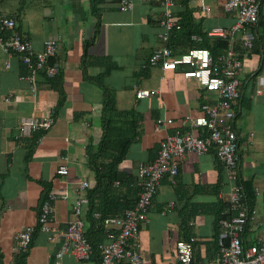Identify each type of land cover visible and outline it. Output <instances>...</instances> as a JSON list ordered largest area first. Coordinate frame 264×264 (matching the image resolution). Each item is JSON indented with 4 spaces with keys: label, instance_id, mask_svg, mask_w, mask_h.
I'll list each match as a JSON object with an SVG mask.
<instances>
[{
    "label": "crops",
    "instance_id": "1",
    "mask_svg": "<svg viewBox=\"0 0 264 264\" xmlns=\"http://www.w3.org/2000/svg\"><path fill=\"white\" fill-rule=\"evenodd\" d=\"M175 1L174 10L188 12V22L206 35L213 26L229 27L234 22V15L223 10L222 0ZM202 2L209 6L208 16L200 9ZM97 6L95 14L91 0H0V14L16 20L17 32L34 51L40 50L47 38L56 40L57 50L50 58L54 60L49 62L59 63L58 72L51 78L41 70L33 73L37 91L32 95L29 80L21 77L24 62L20 53L7 54L0 44V264H52L61 235L49 240L37 229L25 252L15 251L14 235L25 225H36L48 192L61 194L65 189L66 198L52 201L55 223L59 231L63 230L72 217L71 204L77 195L74 183L87 179L93 185L85 145L100 136L105 91L113 93L118 109H134L139 118L140 135L118 163L120 170L133 174L140 162L156 156L165 134L188 128L182 122L186 114L196 116L203 100L213 101L212 92L198 89L193 79L183 77L187 65L166 70L160 64L150 65L153 49L161 44L157 37L159 0H133L130 11H120L117 0H102ZM256 31L253 48L241 50L242 98L234 121L240 143L239 174L241 180L251 183L254 209L242 233L244 246L264 239V94L254 93L256 76H264V5ZM11 34L0 29L3 39ZM239 36L235 34L237 49ZM91 38L88 63L83 66V44ZM184 48L179 44L175 54ZM96 57L102 62L94 63ZM137 89L150 93L137 97ZM49 112L54 122L48 129L20 134L21 119ZM157 117L173 122L155 130ZM63 156L69 168L66 175L56 172ZM228 187L223 165L212 149L199 155L187 152L177 175L161 178L149 221L139 228L142 256L152 264H173L175 241L195 236V256L213 259L218 243L212 206L226 200ZM168 202L173 206L163 212ZM88 207L84 213L87 233L93 231L87 221ZM62 262L78 264L70 252L64 254Z\"/></svg>",
    "mask_w": 264,
    "mask_h": 264
},
{
    "label": "built area",
    "instance_id": "2",
    "mask_svg": "<svg viewBox=\"0 0 264 264\" xmlns=\"http://www.w3.org/2000/svg\"><path fill=\"white\" fill-rule=\"evenodd\" d=\"M160 15L158 18V40L161 44L154 48L150 56V65L160 64L163 70L174 69L179 64L188 67L182 71L185 79H193L198 89L212 92L213 101L203 100L199 113L196 116L186 114L182 122L188 126L183 130L167 133L159 142L156 156L151 161L140 162L137 166L136 184L140 187L139 195L133 206L126 208L122 215L101 217L98 211L92 213L99 219L104 228V239L97 245L99 259L93 261L92 244L85 237L84 213L89 204L87 190L91 183L81 179L75 184L77 195L71 204L72 217L66 222L65 228L60 230L54 220L52 201L58 197H67L64 189L61 194L50 191L43 199L36 225H25L18 230L14 238L16 252H25L29 248L32 235L36 228L46 235L49 240H55L61 235L59 248L55 251L52 264H63V256L70 252L78 264H152L143 257L139 247L138 233L140 226L149 221V211L153 197L164 175L173 178L179 172L181 159L187 152L203 154L210 149L222 163L226 180L229 182L228 194L225 201L228 209L233 213L218 221L217 232L218 251L213 259H199L195 256L197 238L189 236L186 239L175 241L176 261L173 264H264V239L244 246L242 233L247 220L254 212L244 196V189L239 180V166L241 154L234 121L236 112L234 102L240 96L241 74L243 62L241 50L249 51L253 48L257 37L259 10L264 0H222L224 11L234 15V22L229 27L213 26L207 34L227 41L226 48L215 55L206 47H191L181 54H175L169 44L174 30L181 29L178 16L174 10L175 0H159ZM120 11H130L133 0H117ZM201 11L209 15V6L204 2L200 5ZM16 20L6 14H0V29L9 30L10 37L3 39L0 44L4 51L20 53L22 62L32 68V73L22 75L30 82L32 95L36 94L37 87L33 73L41 70L48 77H53L59 70V63H50L57 50V42L47 38L40 50L34 51L16 30ZM239 33V49L235 45V34ZM191 39L200 40L195 34ZM148 89H137L136 96L149 95ZM255 95L264 94V76H256ZM205 97V96H204ZM54 122V115L49 112L44 116L34 114L23 118L18 123L20 134H32L35 131L48 129ZM173 121L166 117H157L154 121L155 130H160ZM56 172L66 175L69 172L65 163L66 157H61ZM118 182H114L116 185ZM173 206L168 202L163 212ZM226 210V211H227Z\"/></svg>",
    "mask_w": 264,
    "mask_h": 264
},
{
    "label": "trees",
    "instance_id": "3",
    "mask_svg": "<svg viewBox=\"0 0 264 264\" xmlns=\"http://www.w3.org/2000/svg\"><path fill=\"white\" fill-rule=\"evenodd\" d=\"M101 1L102 0H91V11L93 13L97 14V4H99ZM176 15L178 16L179 22L181 24V29L174 30L171 34L169 44L172 47L173 52L177 50L179 44L185 46L183 51H178L180 54L187 51V49L191 47L209 48L213 55L222 52L226 48V40L221 38L212 40L211 37L206 35V32H202L197 27L193 28L187 19L188 12H184L183 14L176 12ZM96 24L97 32L98 20ZM195 32L200 34V40L191 39V34ZM92 40L93 38L86 40L83 44V66H86L88 63L89 57L87 55V47L92 43ZM53 60L54 59L52 58L49 61ZM93 62L100 63L102 62V59L96 57L93 59ZM23 66V75L32 73L33 70L31 67H29V65L23 63ZM43 73L46 77H48L44 71ZM241 98L242 95L240 93V96L233 104L236 115L238 113V105ZM114 100L113 93L108 90L105 91V98L102 101L100 118V136L96 141L91 138L85 145L87 167L93 173L94 178L93 185H91V187L87 190L89 198L87 221L90 224V230L92 228L93 231H88V233L85 231V237L92 244L93 255L91 258L95 262H97L99 259V250L97 245L104 239L105 232L101 221L94 218L92 213L94 211H98L101 214V217L122 215L126 208L134 205L140 191V187L136 184L137 172L136 174L128 173L118 168V163L126 156L130 144L137 140L140 135V131L137 129V122L139 118H137V113L134 109H118ZM237 141L239 143L238 137ZM239 180L244 189L246 201L250 208H252L253 198L251 183L250 181L248 182L241 180L240 174ZM116 181L118 183L115 185L114 182ZM227 209L228 203L224 200L218 201L212 206V211L215 214L217 232L219 229L218 221L222 218L230 216L233 213L231 210ZM37 229L38 228H36V230ZM92 234L94 235L92 236ZM24 255L25 254H21V257ZM196 258L197 260L202 259L200 257Z\"/></svg>",
    "mask_w": 264,
    "mask_h": 264
}]
</instances>
